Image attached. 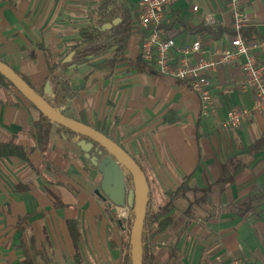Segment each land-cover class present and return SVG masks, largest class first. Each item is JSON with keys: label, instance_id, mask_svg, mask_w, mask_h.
Returning <instances> with one entry per match:
<instances>
[{"label": "crops", "instance_id": "1", "mask_svg": "<svg viewBox=\"0 0 264 264\" xmlns=\"http://www.w3.org/2000/svg\"><path fill=\"white\" fill-rule=\"evenodd\" d=\"M239 3L246 27L264 37V0ZM97 5L0 0V60L51 96V88L44 89L49 62L80 39ZM208 12L218 22V36L187 29L203 27ZM166 14V34L179 44L201 34L207 55L231 36L227 0H176ZM138 41V33L129 38L130 61ZM67 73L75 94L59 110L106 132L135 159L147 178L152 209L186 179L187 189L170 199V224L151 241L156 264H231L236 257L242 264H264V115L253 112L237 128L220 125L229 108L251 105V93L239 88L240 65L215 70V110L206 116L184 82L140 72L127 61L111 71L84 65ZM38 117L14 87H0V142L28 152L27 159L0 157V264H126L129 240L108 209L112 201L99 167L56 131L44 157L29 131ZM246 246L255 261L240 251Z\"/></svg>", "mask_w": 264, "mask_h": 264}, {"label": "built area", "instance_id": "2", "mask_svg": "<svg viewBox=\"0 0 264 264\" xmlns=\"http://www.w3.org/2000/svg\"><path fill=\"white\" fill-rule=\"evenodd\" d=\"M176 0H134L136 22L149 32L138 41L141 59L160 75L184 82L200 99V115L206 116L215 110L212 93V75L219 66L240 65L241 91L250 92L252 102L249 107H231L220 122L223 127L237 128L247 121L253 112L264 115V37L246 39L243 28L247 26L239 0H227V11L231 18L232 34L227 42L214 46L211 54L203 48L202 35L190 42L177 43L168 36L162 24L167 22L166 9ZM193 10L197 6L192 7ZM206 27L216 29L218 22L212 13H205ZM52 95V94H51ZM125 172H122L124 175ZM125 187L128 190L124 176ZM108 209L119 222L122 234H130L131 208L126 204L108 203ZM231 264H242L233 260Z\"/></svg>", "mask_w": 264, "mask_h": 264}, {"label": "trees", "instance_id": "3", "mask_svg": "<svg viewBox=\"0 0 264 264\" xmlns=\"http://www.w3.org/2000/svg\"><path fill=\"white\" fill-rule=\"evenodd\" d=\"M136 17V6L131 2V0H98V5L91 8L89 11V22L85 28L80 31V39L72 47H70L67 53L58 57L57 60L52 62L49 60L50 62L48 65V72L45 77V84H49L52 93L51 96H46L36 90L25 74L15 70L14 68L12 69L56 109H60L61 106L67 104V102L75 94L71 85L69 74L67 73L68 70L76 71L79 67L84 65H92V63L96 60H101V62L95 65V67L104 66L108 68L109 71H111L118 63L127 61L131 67L140 72H152L159 74L152 66L148 65L141 59L139 53L134 61H130L127 57H125V50L131 35L138 33L139 39H141L149 32L147 29H140L136 22ZM115 20L117 22L112 23ZM106 23H112L111 27L102 29V26ZM162 26L165 27V24H162ZM187 29L192 32L204 31L209 33L212 37L218 36L221 33L220 28L217 27L216 29H211L205 25L203 27ZM230 34H232V31H230ZM243 35L246 39L261 38V36L256 34L253 27L243 28ZM70 52H73V55L69 62H65L64 58ZM71 64H74L75 66L72 69H69ZM1 86L14 87L0 73V87ZM30 105L33 106L31 103ZM60 111L63 113L62 110ZM78 120L87 124L82 117ZM29 131L36 141L37 149L44 157L46 156V151L48 149V144L51 140V134L53 131L61 132L68 140H74L77 144L82 140L91 142L87 137L81 136L65 127L53 123L40 112L39 117L32 120ZM99 131L106 134V132L102 130ZM78 145L81 149L80 144ZM261 146L262 144H259L257 148H261ZM99 149L102 148L98 144L92 142V146L88 150V153L90 155H97L98 158H101V155L97 154ZM27 153L28 152L25 148L12 141L0 142V157L16 156L21 159H27ZM236 169L237 168L235 166V170ZM125 179L128 189H132V179L127 172ZM184 180L175 193H169V200L157 209H152L148 200L142 229V264H156L151 249V241L156 234L162 232L170 224L171 218L168 214L171 209L170 199L172 195H176L180 191H185L187 189ZM132 218L133 214L131 211L130 226ZM128 246L125 263L131 264L130 245Z\"/></svg>", "mask_w": 264, "mask_h": 264}, {"label": "water", "instance_id": "4", "mask_svg": "<svg viewBox=\"0 0 264 264\" xmlns=\"http://www.w3.org/2000/svg\"><path fill=\"white\" fill-rule=\"evenodd\" d=\"M117 22L116 20L112 23ZM112 23H106L102 29L110 28ZM73 52L67 54L65 62H69ZM101 60H96L92 66L99 64ZM75 65L71 64L69 69ZM0 73L14 86V88L27 99L42 115L55 124L65 127L74 133L87 137L91 142L81 141L80 146L84 151V156L90 162L99 167L102 173L101 186L110 200L115 204L126 203L132 211L133 218L130 227L129 245L131 264H142V229L145 219L146 208L149 200L148 182L139 164L131 157L127 151L119 146L94 127L71 118L59 109L54 108L35 89L30 87L7 63L0 60ZM44 89L50 90L48 83ZM92 142L98 144L102 149L97 151L102 155L99 160L97 155H90L88 150ZM125 172L122 175V172ZM129 173L132 179V189H126L124 176Z\"/></svg>", "mask_w": 264, "mask_h": 264}, {"label": "rangeland", "instance_id": "5", "mask_svg": "<svg viewBox=\"0 0 264 264\" xmlns=\"http://www.w3.org/2000/svg\"><path fill=\"white\" fill-rule=\"evenodd\" d=\"M140 29H142V28H140ZM52 94V93H51ZM47 96H50V95H47ZM250 249V250H249ZM251 249H252V247H245V248H242L240 251H242V254L244 255V256H249V259H251V260H254L253 259V257H256L255 256V253L254 252H252L253 254H251ZM250 252V253H249ZM262 254L264 255V251H262ZM243 255L242 256H240V257H243ZM258 255V254H257ZM234 260H241L240 258H238V257H236ZM255 261V260H254Z\"/></svg>", "mask_w": 264, "mask_h": 264}, {"label": "flooded vegetation", "instance_id": "6", "mask_svg": "<svg viewBox=\"0 0 264 264\" xmlns=\"http://www.w3.org/2000/svg\"><path fill=\"white\" fill-rule=\"evenodd\" d=\"M102 159V155H101V158H99V160Z\"/></svg>", "mask_w": 264, "mask_h": 264}]
</instances>
